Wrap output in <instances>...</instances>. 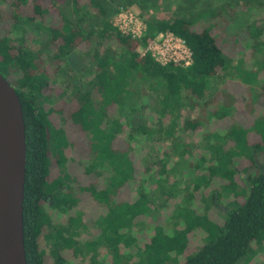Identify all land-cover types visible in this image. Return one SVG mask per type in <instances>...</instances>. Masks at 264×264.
Returning a JSON list of instances; mask_svg holds the SVG:
<instances>
[{
  "label": "trees",
  "instance_id": "1",
  "mask_svg": "<svg viewBox=\"0 0 264 264\" xmlns=\"http://www.w3.org/2000/svg\"><path fill=\"white\" fill-rule=\"evenodd\" d=\"M46 1L49 3L45 5ZM60 1L0 0V74L19 97L25 128L23 232L27 264L44 263L43 238L54 241L49 253L53 264H63V248L76 255L81 252L75 234L69 236L64 228H55L44 205L58 212L69 211L87 194L91 205L94 200L114 213L107 220L113 231L122 236L117 221L128 224L129 219L150 211L155 203L154 197L148 196L152 192L142 186L149 180L156 196L166 201L180 196L177 183L171 182L170 176L174 173L175 180H183L186 172L193 175L191 187L183 195L187 202H194L195 194L207 189L211 193L208 203L213 208L224 195L232 193L240 200L231 201L224 209L221 224L214 223L215 218L206 210L193 207L173 213L168 229H155L143 248L145 257L140 264H164L171 252H182L185 242L181 241L195 229L203 231V242L186 255L182 264H236L249 256L253 243L264 242V164L259 165V160L254 159L264 147V117L253 122L252 130L261 141L252 145L247 130L237 120L230 126H219L232 116L233 107L229 104L235 99L214 83L221 73L232 70V60L213 34L214 28L209 24L197 28L193 19L186 17L152 18L143 37L135 38L115 27L111 17L116 7L123 6L120 4L136 0H70L71 16L60 8ZM137 1L142 6L158 2ZM29 29L37 34L36 42L27 39ZM12 30L19 36L12 37ZM165 33L184 42L191 55L187 66L172 62L162 65L150 52L142 55L138 51L140 46L145 49L156 34ZM248 35L256 51L264 49L262 30L254 27ZM85 57L94 65L93 80L86 81L76 72L78 59ZM60 76H65L61 80L69 91V100L65 101L60 92L57 96H61V105L46 108L45 104L51 101L50 88ZM145 86L159 92L155 102L160 115L157 125H124L110 108L125 95L141 97ZM47 91L49 94H45ZM139 106L142 110L145 105ZM55 113L87 141L82 180L91 177V181L86 186L66 172V151L73 143L64 128L53 124ZM187 132L198 138L197 146L202 152L191 163L186 159L192 147L184 142ZM121 135L124 146L118 147L115 141ZM139 136L150 143L156 153L155 161L143 165L148 179L139 182L137 200L132 204L116 203L118 192L136 180L131 156ZM243 159H248V165L243 164ZM54 167L57 173L51 178ZM218 181L221 184L213 188ZM118 206L123 207V215L118 214ZM76 222L75 218L69 219L68 225ZM128 239L133 242L130 235Z\"/></svg>",
  "mask_w": 264,
  "mask_h": 264
},
{
  "label": "rangeland",
  "instance_id": "2",
  "mask_svg": "<svg viewBox=\"0 0 264 264\" xmlns=\"http://www.w3.org/2000/svg\"><path fill=\"white\" fill-rule=\"evenodd\" d=\"M46 3L49 2L46 1L45 5ZM59 5L66 15L71 16L70 0H61ZM120 5L123 6L116 7L117 11L111 17L112 23L122 31L133 32L140 37L145 34L147 22L152 18L171 20L177 17H186L192 18L197 28L200 25H211L214 28L213 34L219 38L224 52L232 60V70H229V74L221 73L218 80L214 82L218 83L216 87L226 89L235 99L229 104H232L233 107L232 116L219 123V126L227 127L232 125L233 120H237V124L247 130L249 144L252 145L261 141L256 132L252 130V126L255 119L264 117V49L256 51L253 39L249 38L248 33L254 27L257 30L260 29L262 30L260 40L264 41V0H158L156 3L152 2L145 6H142L136 0V2L125 1ZM121 11L123 12L121 13ZM213 16L214 18H212ZM11 36L16 38L19 35L18 32H13L12 30ZM36 36L37 34L31 29L28 30L26 35L27 39L32 42L38 40ZM41 38L45 37L41 36ZM147 46L154 57L162 63H167L171 60L183 65L188 62V52L181 42L170 34H156L153 39L148 41ZM138 51L144 54L145 49L140 46ZM78 60L75 65L76 72L81 73L80 75L83 76L84 80L89 81L93 78L91 67L94 65L87 57ZM235 68L236 71H234ZM47 70L51 71L49 67H47ZM57 78L50 88V93H52L51 101L45 104L46 108H57L58 103L59 106L61 105L63 102L60 100L61 96H57L60 92H63L62 97L65 101L69 100V91L64 89V80H61L65 76ZM158 93L155 87L151 90L145 86L141 92V97L134 96L130 98L125 95L117 105H114L112 109L110 108V111L113 114L116 112V115L121 118V122L124 125H128L127 123L135 126L145 124L155 127L160 116L158 107L155 105ZM45 94H49V92L47 91ZM99 101L98 99L96 102ZM143 103L145 106L140 110L139 104ZM52 120L56 127H62L66 130L68 140L73 143L71 148L66 151L69 159L68 164L65 166L66 172L73 177H77L78 180L80 179L79 184L86 186L91 181V177L82 180L84 175L82 162L87 160L88 155L87 141L80 138L82 136L81 133L76 130L72 131L69 125H65L62 117L57 113L52 115ZM123 137L121 135L115 141L116 146H124ZM139 137L135 143V151L131 156L135 167L136 180L127 184L118 192L115 198L116 203L126 201L132 204L137 200L138 186L141 184L139 182L148 179V176L143 173V165L155 161L156 153L152 150L150 143L148 144L146 139ZM184 137V142L192 146L190 156L188 154L186 157L191 163L193 159H199L202 156V152L197 146L198 138L188 132L184 134ZM257 157L258 163L264 164V147L258 151ZM242 162L245 166L248 165V159H243ZM260 163L259 165H261ZM56 173L57 169L55 167L52 168L51 178ZM186 173L181 178L183 180H179L180 178L175 180L177 177L174 173L170 176V181H176L177 195L180 194L181 197L178 195V197L170 198L166 201H164V198L160 199V197L156 196L155 187L148 180L146 185L142 187L146 191L152 192L148 193V196L154 197L152 200L155 203L151 205L150 211L142 215L138 214L134 218L131 217L132 219H129L128 224L117 221L116 227L118 232L120 229L122 236L117 235L113 231L109 224V219L107 220L110 214L113 215L114 213L108 210L105 205L99 204L94 200L92 202L94 204L91 205L89 203L90 197L87 194H84L83 200L69 211L58 212L44 205L46 213L55 228H64V233L69 236L75 234L74 238L78 241V247L81 250L76 255L71 249H61L60 254L64 260L63 264H140V259L145 257V254H142L143 248L149 243L155 229H168V224L173 219L171 217L172 214L179 213L183 208L193 207L195 210H206L210 217L215 218L214 223L221 224L224 209L228 207L231 201L240 200L239 196L235 197L232 193L224 195L216 203V208H213L208 203L210 202L209 196L211 193L207 189L200 193L197 192L194 202H187L183 195L184 191L191 187L189 182L193 175ZM218 184L221 183L219 181L215 182L213 188L218 187L216 186ZM238 185L242 187L241 182H238ZM175 209L178 211L175 212ZM116 210L118 214H124L122 206L116 207ZM74 218L77 219V222L69 226V219L73 220ZM124 230H126V233H123ZM166 234L169 235L170 231L168 230ZM129 235L130 240L133 239V242L126 241L129 240ZM203 236L204 233L201 229H195L192 233L189 232L186 240L181 241V243L185 242V248L182 249V252H171L164 264H182L186 255L201 246ZM53 246L54 241H47V239L43 238L41 250L46 255L43 264H53V259L49 254L50 250L54 248ZM252 250L253 252L250 255L248 254L249 256L241 258L236 264H264V242L253 243Z\"/></svg>",
  "mask_w": 264,
  "mask_h": 264
},
{
  "label": "water",
  "instance_id": "3",
  "mask_svg": "<svg viewBox=\"0 0 264 264\" xmlns=\"http://www.w3.org/2000/svg\"><path fill=\"white\" fill-rule=\"evenodd\" d=\"M254 159L257 161L255 155ZM25 166L21 103L14 87L0 74V264H27L23 232Z\"/></svg>",
  "mask_w": 264,
  "mask_h": 264
},
{
  "label": "built area",
  "instance_id": "4",
  "mask_svg": "<svg viewBox=\"0 0 264 264\" xmlns=\"http://www.w3.org/2000/svg\"><path fill=\"white\" fill-rule=\"evenodd\" d=\"M123 11H121V13H122ZM114 24V23H113ZM114 26L115 27H117L115 24H114ZM122 33H124V34H131L133 37H135V38H141L139 35H135L133 32H124V31H122L119 27H117ZM165 34H170V33H165ZM160 35H163V34H160ZM171 35V34H170ZM171 36H173V35H171ZM174 37V36H173ZM174 38H176V37H174ZM177 40H179L180 42H181V44L183 45V47L186 49V51L188 52V62L187 63H185V64H179V63H176V61H171V60H169L167 63H169V62H172V63H175V64H178V65H182V66H187L189 63H190V61H191V55H190V52H189V50L187 49V47L185 46V44H184V42L182 41V40H180V39H178V38H176ZM148 41H150V40H148ZM148 43V42H147ZM148 46H146V48H145V52H150L151 53V51L150 50H148V48H147ZM144 52V53H145ZM152 54V53H151ZM142 55H143V53H142ZM152 56L154 57V55L152 54ZM154 59L157 61V62H159L160 64H162V65H164V64H166V63H162L161 61H159L158 59H156L155 57H154Z\"/></svg>",
  "mask_w": 264,
  "mask_h": 264
}]
</instances>
